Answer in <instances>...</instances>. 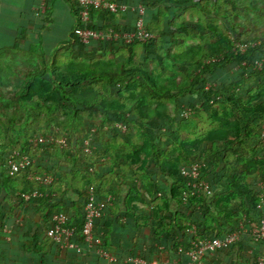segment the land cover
I'll list each match as a JSON object with an SVG mask.
<instances>
[{
    "label": "trees",
    "instance_id": "16d2710c",
    "mask_svg": "<svg viewBox=\"0 0 264 264\" xmlns=\"http://www.w3.org/2000/svg\"><path fill=\"white\" fill-rule=\"evenodd\" d=\"M52 1L49 0V5ZM199 1L140 0L138 6H144L146 9V27L149 32L157 36V39L144 43V45L154 44L159 38L161 39V36L151 28L154 12L156 15L159 12V8H155V6L167 5L170 11H173V14L178 15L180 11L187 10L191 6H198L197 2L199 3ZM112 2L116 1L113 0ZM228 3L235 8L233 1H228ZM72 5L77 15L78 8L75 4ZM98 11L102 10L93 12V26L122 32L126 30L121 27L96 24L95 13ZM102 12L110 18L131 16L130 12L126 14ZM132 17L134 26L128 30L130 33L136 29L140 15L134 14ZM78 22L77 28L83 27L79 19ZM172 25V17L168 16L167 23L164 21L163 32H161L165 56L170 54L173 47L180 44L179 39L168 35L170 30H172ZM181 29L185 30V28ZM96 43L104 47L120 48L124 46L125 42ZM227 49H229V52L224 59L220 61L214 60L201 68L199 67L198 73L193 76L192 88L184 86L173 88L159 87L149 73L134 67H130V69L122 68L118 73H110V69L105 67L92 66V69H90L62 63L56 59L49 61L47 58H43L42 61L46 66L34 73H28L20 92L16 95L14 94L7 105L24 106V103L29 105L30 99L37 90L39 97H43L44 93H46L47 97L56 98V104L49 109L54 112L60 111L62 108L66 109L70 120L82 121L84 115L92 111L101 112L100 114L105 116V120L100 127L90 124L83 133L76 132L71 125L66 127L56 124L49 131H42V133L37 134L48 141H51L49 139L51 137L56 139L64 138L68 142L70 140L75 148H68V144L56 143L55 147L52 144L40 145L37 142H32L33 136L21 135L20 133L13 135L11 134L12 127L6 124L4 119L0 118V193L6 192L12 200L14 199L18 202L20 207L32 205L42 207L46 213L45 220H53L54 216L60 213L66 214L69 219L68 226L76 229V235L79 238L82 237L84 228V207L91 191L103 201H108L110 196H115L116 200L108 201L106 212L96 223V233L104 237L105 247L112 256H115L116 252L113 251L114 247L111 237L113 223L109 220V215L118 214L120 220L131 219L139 227L146 226L145 224L147 223L144 220H148L150 223L153 221L154 224L152 226L155 238H162L160 243L170 248L173 247L171 251L177 254L180 253V248L190 247L193 240L201 242L204 238H223L231 233L238 232L242 224H246L247 227L258 225L261 219L264 218V190L260 191L258 186V182H264V142H262L264 132V81L260 83L256 80L258 77L264 76V43L254 47L250 46L246 51L234 49L233 44L229 45ZM259 60L263 62L261 69L257 67L256 63ZM54 61L55 63H52ZM48 64L52 66L48 67ZM174 64L186 66L187 62L186 59H177ZM222 70L229 73L237 70L236 73L240 76V83L242 82L243 84L240 85V93L236 90V86H238L236 81L229 80V83H224L220 86L209 85L208 80L219 76ZM9 71L2 65L1 61L0 84L3 80L17 75L11 68ZM135 75L140 79L145 77L146 83L145 81L144 83L154 96L175 101L178 118H181L180 121H177L176 118L174 120L177 122L176 126L178 127L182 124H192L195 120L202 119L204 111L210 114H219L221 117L226 113L223 128L228 130V134L225 137L218 136L214 139L215 145L217 144V148L214 151L217 161L213 167L211 178H209L206 171L201 172L202 180L207 181L212 186V194L207 198H205L206 196H195L192 188L188 185V181L185 180L182 174L177 173L173 169L174 166L169 167L166 164L164 159L172 158V154L167 152V146L172 144V141L165 142V134L168 133V126H170L167 122L163 123V127L158 131H153V125L158 121L153 120L154 118H149L148 114L140 113L146 122L138 121L135 115L127 113L126 110L122 111L124 108L117 106L118 104L114 100L110 101L105 94L83 97L79 93L87 85L95 86L98 84L105 86L110 92L116 91L119 93V89L126 85L130 76ZM141 75L144 76L141 77ZM251 83L256 92L250 100H247L246 93L248 91L246 87L251 85ZM194 96L199 99L191 100ZM219 103L224 105L222 114H220L219 109H216ZM28 116L27 118L30 120L36 118L34 112L28 111ZM13 121H15L14 118ZM113 122L116 125L122 124L124 127V130H120L117 127L112 129L113 135L117 137H122L120 135L122 131L125 134L127 132L134 134L133 126L137 125L147 141L146 149L137 150L133 154L130 153L129 156H126L125 149L114 147L110 141L104 138V133L102 134L104 125ZM56 130H59V132L56 133ZM212 133L213 131L209 135ZM124 137L127 138L128 136ZM205 138L207 139L209 136ZM253 139H257L256 145L249 146L250 140ZM88 142L91 144V154L86 153ZM127 144L131 145L129 140ZM180 144L185 152L186 150L191 151V153H188L190 156L195 154L192 152L193 148L197 147L195 142H193V145ZM62 148L65 152H63ZM59 150L62 154H59ZM14 151L28 155L31 158V162L26 169L12 175L7 165L9 157ZM35 152L37 153L35 154ZM141 152L147 159L145 168L150 170V173L147 171L143 172V174L136 173L134 175L135 181L129 185L127 182L129 179H123L122 177L123 171L121 167L129 160L136 159L140 156L139 154H142ZM230 153L238 156L236 159L237 165L228 164L225 161L220 162L225 154ZM109 154L112 157L110 165L106 166V168L100 166L97 171L92 168L91 161H87L85 158L86 156L95 157L94 160L98 158V161L101 162ZM37 155H40V157ZM42 156L44 157L41 158ZM94 160L92 161L94 166L99 165ZM174 164L178 165L176 161H174ZM35 175H41L42 177L49 175L54 178V181L52 184L45 186L34 178ZM19 177H22L21 182ZM110 178L120 182L123 187L126 186L127 196L124 199L117 192L108 191L107 182ZM161 178H166L169 187L167 193H162L161 203L158 204L156 203L157 195L158 192L162 191L159 187ZM252 178L256 179L252 181ZM16 179L18 183H15ZM58 184L63 185L60 193L56 192L55 189ZM22 186L30 190L25 192ZM34 192H38L40 196L32 197L31 200L27 201L25 195H33ZM71 192L76 197V200L73 201L75 210L73 217L69 216L64 210L65 199ZM138 203L142 205L151 204L154 211L150 213L146 209L141 210ZM140 210L143 213L140 214ZM194 227H198V237L193 234ZM47 231L48 229L45 231L44 239L47 241L45 245H49L48 249L43 247L44 243H41L38 233L34 234L36 242L35 252L40 257V264H50L49 256L52 254V250L56 246L59 247L47 236ZM246 234L238 243L233 244L229 248L218 250L214 254H208L204 263L206 264L208 259L217 257L222 252L230 251V257L241 256L240 258L243 259L248 258L251 264H258V259L264 257V241L261 242L257 250L253 240L251 239L252 242L247 240L248 235L251 238L250 234ZM123 250L125 251L126 249ZM139 252L135 249L126 253V256L127 258L130 256L141 257L151 261ZM77 257H79L78 261L85 259V262L81 264H86L92 257L103 259L94 253H89L85 248L82 249L80 254H77ZM231 263L235 264V262Z\"/></svg>",
    "mask_w": 264,
    "mask_h": 264
},
{
    "label": "rangeland",
    "instance_id": "374dc122",
    "mask_svg": "<svg viewBox=\"0 0 264 264\" xmlns=\"http://www.w3.org/2000/svg\"><path fill=\"white\" fill-rule=\"evenodd\" d=\"M228 1H233L235 3V8L232 7ZM197 4L199 5L191 6L187 10L180 11L178 15L173 14V11H170L167 5H161L160 7L155 6V8H159V12L157 15L154 12L151 28L155 33L161 36V39L159 38L158 41L150 45H144V42L140 41L134 43L125 42L123 44L124 46H121L117 50V52L126 50L125 57L121 58L104 56L103 52L106 49L101 46V48H98L101 52L100 55H93L91 58L86 57L83 63L75 66L90 69H92V66L105 67L110 69V73H118L122 68L130 69V67H134L149 73L159 87L173 88L176 86H184L189 88L192 85L193 76L198 73L199 67L201 68L214 60L220 61L224 59L225 55L229 52V49H227L229 45L233 44L234 49L237 48L239 51L240 47L246 49L252 45H263L264 0H200ZM167 14L172 17L173 23L172 30H170L168 35L175 36L179 39L180 44L173 47L170 54L165 56L161 32H163L164 21L167 23ZM181 28H185V30L183 31ZM221 51L223 52L222 54ZM177 59H186L187 65H175L174 63L177 62ZM52 63H55V61ZM45 66L44 62H40L39 60L35 63L31 62L26 66L20 63L18 67L16 66L18 68L16 69L17 73L16 70L13 71L17 75L0 84V118L4 119L6 124L12 127L11 134L17 135V133H20L21 135L35 136L42 133V131H49L56 124L66 127L71 125L76 132L80 133H83L90 124H95L100 127L105 120V116L101 115V112H88L84 115V120L82 119V121L70 120L66 109L62 108V110L57 112L49 109L56 104V98L47 97L46 93H44L43 97H39L37 90L30 99L29 105L26 103H24V106L7 105V103H10L11 97L20 92L21 87H23L24 79L28 73H34ZM51 66L49 65L48 67ZM236 72L237 70H233L231 73L222 70L219 76H215L211 80H208L209 85L220 86L221 84L229 83V80L236 81L238 84L236 90L240 93V85L243 84L242 82L240 83V76H238ZM143 76L144 75H141V77ZM144 81L146 83L145 77L140 79L135 75L130 76L126 85L119 89V93L116 91L110 92L105 86H101L100 84L95 86L87 85L84 89H81L79 93H81L83 97L105 94L110 101L114 100V102L118 104L117 106L123 107L124 109L122 111L126 110L127 113L129 112L135 115L138 121L142 120L146 122V120L141 117L140 113L145 115L148 114L150 116L149 118H154L153 120L158 121L154 123L152 127L153 131H158L163 127V123L167 122L170 126H168V133L165 134V142L168 143L172 141V144L167 146V152L172 154V158H165L166 164L169 167L174 166L173 169L180 174L183 173L184 169L195 167L201 172L206 171L209 178H211L213 167L217 161L216 154L214 153L217 144L215 145L214 139L218 136L225 137L228 134V130L223 128L226 113L221 117L219 114H210L204 111L202 119L195 120L192 124H182L178 127L176 126L177 122L174 120L176 118L177 121H180L181 118H178L179 115H177L178 110L176 109L175 101L173 99L154 96ZM256 81L262 83L264 81V76L258 77ZM246 90L248 91V93H246V99L250 100L252 95L256 92L254 91L253 84L251 83V85H248ZM193 99L198 100L199 98L194 96L191 100ZM222 108L224 110L223 104H217L216 109L220 110V114L223 113ZM28 111L34 112L36 118L33 120L28 119ZM13 118L15 121H13ZM115 127H117V125L114 124V122L110 124L107 123L104 125V132H102V134L104 133V138L110 141L114 147L125 149L126 156H129L130 153L133 154V152L137 150L146 149L145 146L147 145V141L141 134V129L137 125L133 126L134 134L130 132L125 134V132L122 131V134H120L122 137L113 135L112 129ZM212 131L213 133L209 135ZM126 135L128 136L127 138L124 137ZM206 136H209V138L206 139ZM62 139L64 138H59L58 140ZM127 139L131 145L127 144ZM64 140L65 145H69L68 148H75L70 140L69 142L66 139ZM196 140L198 141L196 142ZM193 142L197 144V147L192 150L195 154L190 156L188 153H191V151L189 152L186 150L185 152L180 143L193 145ZM262 142H264L263 137ZM256 143L257 139L250 140L249 146H254ZM55 145L56 143L53 144L54 147ZM62 150L65 152L63 148ZM36 153L37 152H35V154ZM141 153L142 154H139L140 156L136 159L129 160L121 167L123 179L126 177L131 181L136 173L143 174L145 171L150 173V170L145 168L147 159H145L143 152ZM59 154H62L60 150ZM37 156L40 157V155ZM43 157L44 156L41 158ZM85 158L87 161H91L92 168L96 171L100 166L106 168V166L110 165V162H112L111 154L106 156V160L103 159L101 162L98 161V158L94 160L95 157L90 158L86 156ZM237 158L238 156L234 153L225 154L220 162L225 161L228 164L237 165ZM93 160L99 163V165L94 166ZM174 161H176L178 165H175ZM34 178H42V176L35 175ZM19 179L21 182L22 177H19ZM255 179L256 178H252V181ZM163 180L166 182L165 179L159 182V187L162 191L158 192L157 195L156 203L158 204L161 203L162 193H167L168 190V186ZM108 182V191H115L119 182L111 178ZM15 183H18L17 179ZM259 183L260 182H258V186ZM24 186H22L24 191L28 192L30 189ZM62 187L63 185H56V192L60 193ZM259 188L260 191H262L260 186ZM138 204L141 210L146 209L150 213L154 211L151 204ZM245 231L247 234H250L252 227H246Z\"/></svg>",
    "mask_w": 264,
    "mask_h": 264
},
{
    "label": "crops",
    "instance_id": "0c3cea01",
    "mask_svg": "<svg viewBox=\"0 0 264 264\" xmlns=\"http://www.w3.org/2000/svg\"><path fill=\"white\" fill-rule=\"evenodd\" d=\"M114 1L127 5L131 16L110 18L102 11H98L95 13V22L102 26L121 27L126 29L125 33H130L128 30L134 26L132 16L139 14L140 0ZM37 9L38 0H0V62L2 61V65L8 69V72L10 68L12 71L18 69L20 63L26 66L38 60L41 62L43 58L79 65L86 57L100 55L98 48H101V44L93 43L85 46L75 36V29L79 22L75 8L69 0H53L48 11L43 15L39 14ZM104 49H106L103 52L104 56L121 58L126 55V50L117 52L119 48L104 47ZM134 179L127 181L129 185L135 181ZM162 179L166 180V178ZM163 182L168 186L167 180ZM114 192H117L123 199L127 196L126 186L123 187L120 182ZM74 200L76 197L72 192L65 199L64 210L71 217L75 214ZM139 213L143 211L140 210ZM45 217L46 213L42 207L38 205L20 207L18 202L12 200L6 192L0 193V264H40V257L35 252L34 234L38 233L41 243H44L43 247L48 249L49 245H45L47 241L44 239V234L52 226L53 220H45ZM108 218L113 223L111 237L113 251L116 252L113 256L116 259L114 264H129L126 262V253L135 249L151 261L160 260L163 264L165 262L188 263L186 254L174 253L171 251L173 247L170 248L160 243L162 238H155L153 221L150 223L144 220L147 223L146 226L139 227L131 219L120 220L118 214L109 215ZM247 240L252 242L249 235ZM80 252L82 251L60 250L56 246L49 256L50 264H81L85 262V259L78 261L77 254ZM229 255L230 251L222 252L217 257L208 259L206 264H232L231 262L251 264L248 258L230 257ZM86 264L110 263L107 260L92 257Z\"/></svg>",
    "mask_w": 264,
    "mask_h": 264
},
{
    "label": "built area",
    "instance_id": "2783aa9c",
    "mask_svg": "<svg viewBox=\"0 0 264 264\" xmlns=\"http://www.w3.org/2000/svg\"><path fill=\"white\" fill-rule=\"evenodd\" d=\"M70 3L75 4L78 8L77 18L82 22L83 27L77 28L75 35L77 39L84 45H92L96 42H116L124 41L126 43H134L136 41L149 43L151 40L157 39V36L148 31L145 22L146 9L144 6L139 8L140 19L137 23L136 29L131 33L117 32L115 29H106L93 26V12L95 10H102L112 14H126L129 11L127 5L112 2L110 0H69ZM49 8V0H38V13L46 14ZM257 46V45H252ZM248 48V47H247ZM246 48V49H247ZM243 47H240L241 51H246ZM263 62L259 60L257 67L262 68ZM117 128L124 130L122 124H117ZM264 131V129H263ZM59 130H56L58 133ZM264 137V132H263ZM48 141L41 135L33 136L32 142H37L40 145L46 144H62L65 145V140H58L54 137L49 138ZM57 140V141H56ZM86 152L91 154V144L87 143ZM31 162V158L22 154V152L14 151L10 155L8 160V170L12 175H15L24 169H26ZM185 180L188 181V185L192 188V192L195 196H210L212 194V186L205 180H202L201 171L197 168L184 169L181 173ZM41 184L48 186L53 183L54 178L52 176H45L42 178H36ZM259 186L262 191L264 190V182H260ZM40 196L38 192H34L33 195L26 194L27 201L32 197ZM115 196H110L108 201H115ZM108 201L100 200L96 194L91 191L90 197L84 207V228L82 231V237L79 238L76 235V229L68 226V217L64 213H60L54 216L53 224L47 231V236L56 243L61 249L67 251L79 252L85 248L89 253H94L99 257L107 260L110 264H114L116 259L110 254L105 247V239L102 235L96 233V223L98 219H101L108 207ZM248 223V222H246ZM245 225V226H244ZM246 224H242L241 228L236 233H231L223 238L208 239L204 238L201 242L191 241V246L188 248H180V253H184L187 256V264H203L208 254H214L218 250L229 248L235 243H238L241 238L246 234ZM193 234L198 237V227H194ZM251 239L256 245L258 250L261 242L264 241V218L260 223L252 227L250 232ZM126 262L129 264H163L162 261H147L141 257H128ZM164 264H172L165 262ZM258 264H264V257L258 259Z\"/></svg>",
    "mask_w": 264,
    "mask_h": 264
}]
</instances>
